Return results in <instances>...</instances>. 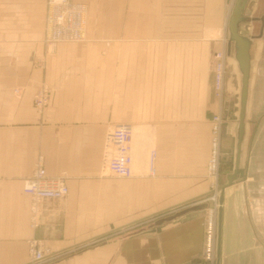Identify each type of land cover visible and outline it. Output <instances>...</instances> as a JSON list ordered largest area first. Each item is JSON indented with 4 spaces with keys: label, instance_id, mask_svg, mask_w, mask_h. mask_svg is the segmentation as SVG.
Instances as JSON below:
<instances>
[{
    "label": "crops",
    "instance_id": "crops-1",
    "mask_svg": "<svg viewBox=\"0 0 264 264\" xmlns=\"http://www.w3.org/2000/svg\"><path fill=\"white\" fill-rule=\"evenodd\" d=\"M71 1L86 8L85 40L47 46L46 0H0V264H25L30 239L65 254L54 264H207L206 166L219 112L218 264H264V118L257 115L264 0H249L243 10L259 27L257 39H249L239 151L241 73L226 32L232 2ZM221 50L219 101L212 55ZM43 85L49 100L38 113L33 96ZM122 124L132 127L136 150L130 179L101 168L106 134ZM149 150L156 153L152 177ZM237 151L243 177L225 186ZM39 159L48 176H66L68 194L42 200L32 228L22 182ZM167 217L174 218L157 224Z\"/></svg>",
    "mask_w": 264,
    "mask_h": 264
},
{
    "label": "built area",
    "instance_id": "built-area-1",
    "mask_svg": "<svg viewBox=\"0 0 264 264\" xmlns=\"http://www.w3.org/2000/svg\"><path fill=\"white\" fill-rule=\"evenodd\" d=\"M86 8L71 0H46L44 16V44L53 45L61 42H82L85 40ZM213 92L220 101L223 92L225 71V53L223 50L213 53ZM49 100V88L46 85L33 96V107L41 113ZM222 120L220 112L213 116L211 125L210 151L206 174L211 179V192L207 198L210 203L205 210L202 240V258L207 264H214L217 233V209L219 187L217 184L220 165V136ZM135 148L132 127L122 124L112 128L105 137L101 155V168L107 176L117 179H130L135 176ZM156 153L149 150L146 155L148 176H154ZM22 192L30 200V226L37 225L38 207L44 199L60 200L67 196L66 176H48L37 160L30 176L22 182ZM28 260L25 264H54L63 257L37 239L27 241Z\"/></svg>",
    "mask_w": 264,
    "mask_h": 264
},
{
    "label": "water",
    "instance_id": "water-1",
    "mask_svg": "<svg viewBox=\"0 0 264 264\" xmlns=\"http://www.w3.org/2000/svg\"><path fill=\"white\" fill-rule=\"evenodd\" d=\"M227 3L232 2V9L227 20V30H228V42L234 45L235 49V60L237 61L239 71L241 73V90H240V106L238 114V129H237V145L239 151V145L241 138L244 133V118H245V107L247 100V88H248V78H249V47L250 40L244 37L239 32V25L245 22V17L243 16V10L246 3L249 0H226ZM264 18H261L263 22ZM237 151L236 166L234 171L226 176V185L230 186L237 178L243 177V170L238 168L239 152ZM224 187L219 188L218 196V209H217V233H216V264H218L219 259V246H220V221H221V205H222V191ZM205 205L198 207L197 209H203ZM158 216V215H156ZM154 216V217H156ZM174 217L162 218L157 221V224L162 222H167L172 220Z\"/></svg>",
    "mask_w": 264,
    "mask_h": 264
},
{
    "label": "rangeland",
    "instance_id": "rangeland-1",
    "mask_svg": "<svg viewBox=\"0 0 264 264\" xmlns=\"http://www.w3.org/2000/svg\"><path fill=\"white\" fill-rule=\"evenodd\" d=\"M239 32L242 36L247 37L249 39L255 40L257 39L256 36L258 34V23L255 22L252 24V22L248 19L245 18V22L239 25ZM226 32L228 34V30L226 27ZM262 78L260 79V86L258 88L257 92V102L262 105L261 110L257 112V115H259V118H264V77L263 75L261 76ZM256 101V100H255ZM141 230L140 226L135 227L134 229L129 230L128 232H137Z\"/></svg>",
    "mask_w": 264,
    "mask_h": 264
}]
</instances>
